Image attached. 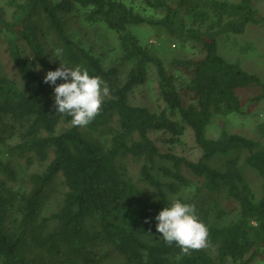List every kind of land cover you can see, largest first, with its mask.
Returning a JSON list of instances; mask_svg holds the SVG:
<instances>
[{
    "label": "trees",
    "instance_id": "trees-1",
    "mask_svg": "<svg viewBox=\"0 0 264 264\" xmlns=\"http://www.w3.org/2000/svg\"><path fill=\"white\" fill-rule=\"evenodd\" d=\"M7 4L13 11L8 18L0 9V54L13 71L0 70V264H111L115 255L122 264H264V140L226 129L216 137L206 132L217 116L246 113L240 90L257 87L250 100L264 98V79L226 59L217 44L222 34H241L264 20L253 0ZM74 10L116 37V64L107 65L70 32L65 14ZM143 25L191 43L199 55L167 63L135 31ZM55 49H62L60 57ZM62 63L87 69L109 87L87 126L56 113L55 86L44 83ZM152 73L162 101L157 109L131 99ZM159 132L172 145L191 133L200 157L163 152L153 137ZM24 158L43 168L19 177ZM248 168L261 179L260 194ZM192 184L195 195L221 192L238 204L207 227L215 255L206 248L185 255L156 230L165 207L177 199L191 204L182 191Z\"/></svg>",
    "mask_w": 264,
    "mask_h": 264
},
{
    "label": "rangeland",
    "instance_id": "rangeland-1",
    "mask_svg": "<svg viewBox=\"0 0 264 264\" xmlns=\"http://www.w3.org/2000/svg\"><path fill=\"white\" fill-rule=\"evenodd\" d=\"M237 1V0H233ZM254 7L264 15V0H253ZM0 9L5 12V16L10 17L13 7L7 4V0H0ZM151 15L159 14V12H151ZM67 25L70 32L79 38L84 44L91 45L94 50L102 54L107 65L116 64L118 61V45L116 37L105 30L102 26H93L84 22L77 11H72L65 14ZM143 41L151 43L156 50L164 58L167 63L175 57H194L199 55V50L192 48V44L182 45L172 37L162 36L154 28L143 25L135 30ZM218 52L226 59L232 62L239 63L244 69L257 73L264 79V20L260 23L249 24L244 33L222 34L217 39ZM13 71L12 64L6 53L3 51L0 54V70ZM157 80L154 74H151V79L146 84L137 87L131 94V99L135 103H143L157 109L162 105V101L158 99ZM260 93L257 87L240 90V96L243 100V107L246 113L232 112L227 116H217L213 122L207 127V135L216 137L219 133L226 129L230 132L241 133L253 139L264 140V98L252 101L250 98ZM187 100L186 103H188ZM154 139L159 144L163 152H173L180 156H185L190 159L197 160L200 155V149L197 147L191 133L185 138V143L172 145L167 141V134L159 132L153 134ZM225 156H220V160ZM23 161V167L19 170V177L25 174H30L39 171L43 168L44 163L34 160L32 163ZM165 160H160L159 164H165ZM167 164V163H166ZM134 172H137V167L133 166ZM248 177L253 186L260 194L261 179L257 173L248 168ZM195 185L183 188L182 195L190 200L191 204L195 205L196 215L207 227L211 224H220L225 220V217L231 216L238 209V204L231 198L225 196L221 192H205L201 195H195ZM55 204L56 199H54ZM50 205L49 211L54 209V205ZM229 211L230 215L226 216L222 211ZM206 249L212 254H216V248L208 241ZM111 264H122L120 256L115 255ZM251 264H262L260 261L252 262Z\"/></svg>",
    "mask_w": 264,
    "mask_h": 264
},
{
    "label": "clouds",
    "instance_id": "clouds-1",
    "mask_svg": "<svg viewBox=\"0 0 264 264\" xmlns=\"http://www.w3.org/2000/svg\"><path fill=\"white\" fill-rule=\"evenodd\" d=\"M62 49H55L54 56L60 57ZM62 79L63 83L57 84ZM44 83L54 85V108L56 113L67 114L71 124L87 126L101 112L104 97L109 87L99 76H91L81 66L69 67L64 63L56 70L48 71ZM156 230L165 243H175L183 254L208 247V228L198 219L195 205L175 200L156 216Z\"/></svg>",
    "mask_w": 264,
    "mask_h": 264
}]
</instances>
